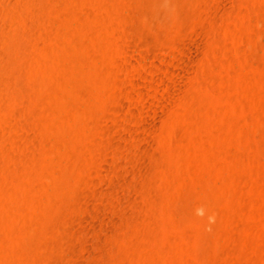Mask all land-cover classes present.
Segmentation results:
<instances>
[{"label":"rangeland","instance_id":"374dc122","mask_svg":"<svg viewBox=\"0 0 264 264\" xmlns=\"http://www.w3.org/2000/svg\"><path fill=\"white\" fill-rule=\"evenodd\" d=\"M0 264H264V0H0Z\"/></svg>","mask_w":264,"mask_h":264},{"label":"clouds","instance_id":"9594fccd","mask_svg":"<svg viewBox=\"0 0 264 264\" xmlns=\"http://www.w3.org/2000/svg\"><path fill=\"white\" fill-rule=\"evenodd\" d=\"M204 209L203 208H199V209H197V211H196V215L197 216H201V217H203L204 216ZM215 222V216H209L208 217V223L209 224H212V223H214ZM210 230V229H209Z\"/></svg>","mask_w":264,"mask_h":264},{"label":"bare ground","instance_id":"6f19581e","mask_svg":"<svg viewBox=\"0 0 264 264\" xmlns=\"http://www.w3.org/2000/svg\"><path fill=\"white\" fill-rule=\"evenodd\" d=\"M154 19V18H153Z\"/></svg>","mask_w":264,"mask_h":264}]
</instances>
